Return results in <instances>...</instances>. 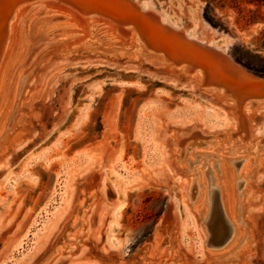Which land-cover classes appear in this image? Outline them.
<instances>
[{
	"label": "rangeland",
	"instance_id": "1",
	"mask_svg": "<svg viewBox=\"0 0 264 264\" xmlns=\"http://www.w3.org/2000/svg\"><path fill=\"white\" fill-rule=\"evenodd\" d=\"M131 1L144 13L155 12L170 29H182L188 40H207L234 65L264 80V7L249 5L245 0ZM22 2L10 22L29 33L42 17L52 19L64 13L83 21L73 11L60 10L58 0ZM99 22L91 28L79 22V32L65 33L67 21L57 19L58 27L32 34L24 60L6 72L0 121L21 72L51 46L61 42H71L68 48L73 45L72 53L50 56L24 104L26 110L33 111L24 119L30 143L0 159V264H33L99 176L106 188L84 235L85 246L71 248L57 264H129L133 252L143 243H154L152 252L156 250L157 240H153L157 234H165L171 215L175 216L174 234L178 233L176 244L187 257L183 264H221L244 245V240L230 243L235 223L242 224V200L257 217L259 241L252 244L255 248L249 264H264V105L258 110L250 104L249 110L255 109L249 113L253 137L236 134L233 116L227 110L236 101L225 90L196 86L186 78L189 73L178 75L176 71L182 67L173 74L163 67L157 69V61L124 55L126 50L136 49L129 46L131 37L117 32L118 41L129 43L107 45L113 42L103 30L111 23ZM138 25L128 24L125 28L138 29ZM169 42L173 49L185 43ZM97 46L123 49L118 53L121 58H107L109 55L102 52L93 56L95 52L87 51ZM143 56L148 58L145 51ZM212 91L224 92L226 102H216ZM252 101L261 103L264 99ZM187 131L195 135L183 136ZM175 135L183 136L176 155L171 139ZM260 154L263 162L258 166ZM251 159L250 169L243 171L244 162ZM222 160L232 176L233 217L226 215L221 200ZM86 178L89 181L82 182ZM249 181L251 187L246 194L245 184ZM200 193H205V198L197 208L194 202ZM216 210L226 230L219 242L213 231ZM208 254L220 256L219 261L209 260ZM168 260V264H175ZM160 262L164 264L162 259L157 264Z\"/></svg>",
	"mask_w": 264,
	"mask_h": 264
},
{
	"label": "bare ground",
	"instance_id": "2",
	"mask_svg": "<svg viewBox=\"0 0 264 264\" xmlns=\"http://www.w3.org/2000/svg\"><path fill=\"white\" fill-rule=\"evenodd\" d=\"M11 1L12 0H0V97L2 96L4 91L6 72L10 68L18 65L20 62L24 60L28 52L33 33L34 34L37 32L46 33L49 32L50 29L56 26L58 27L59 25H55L57 19H61L62 21H67L68 23L67 25L69 27L68 29L64 30L65 33H71L76 31L79 32L76 29L79 27V22L86 24L87 28L89 27L91 28L95 22L100 20L101 22L99 23H102V21L105 23H111V26L103 30L105 31V34L109 35V37L113 42V43H107V45L115 46V45H119V43L121 44L127 42L124 41L123 39L124 37L122 38L123 42L118 41L120 35L119 33L116 34L117 32H122L123 34H127L129 37H131L130 40L127 39L129 40L130 43L129 42L127 43H129V46L131 45L133 47H136V49L133 51L126 50L125 52H123L124 55L126 56L128 55L129 57L140 56L141 59L144 58V60H146L147 62L157 61V63L160 66L157 67L158 66L157 65L156 66L157 69L163 67L164 71L167 70L168 72L173 74L175 69H178V67H182L176 71L178 75H184L185 73H189L188 76L185 75L186 78L188 77L189 79H191L192 83H194L196 86H204V89L205 86L208 87L207 89H209L210 87H218L220 89L225 90L227 94L231 96L233 100L236 101V104H233L231 108L229 109L227 108V110L231 112L230 115L233 116L234 132L239 135L244 134L246 139L253 137L251 133V127H253V120L251 119L252 116L250 114L253 111H255V109L254 110L252 109L253 111L251 112L249 110V107L251 106L250 104H253V107H258L257 109L259 110L260 107L264 105V102L258 103L257 101L255 102L252 101L258 99H264V80L258 79L257 77L248 74L246 71H244V69L240 68L239 66L234 65L223 51L216 50L214 47L208 44L207 40H199L200 38L194 40H188V38H186L185 35L186 33H184L182 29L178 31H174L170 29L162 21H160L159 16L155 12H153L152 10L151 11L148 10L146 13L142 12L140 7H138V5L135 4V2H132L131 0H58L59 1L58 6L60 10L73 11L81 15L83 21L77 15L70 16L68 14L65 15L64 13L60 14L59 17H52V19L44 18L45 20H42L43 18L42 17L41 21L38 22L37 20L38 23H36V25L34 26L33 33H29L28 31L24 30V28L16 25L15 23L10 22L12 16L17 12V8L19 7V4L23 3L22 0H13L12 2ZM21 14L23 15V13ZM137 14H139V18H137ZM90 15H94V16H90ZM69 23H73V24H69ZM162 23L164 24V26L162 25ZM128 24H136V25L139 24L137 26L138 29L133 27L132 29L126 30L125 27ZM172 32L175 33L176 35H171ZM115 34L119 36L115 37L116 36ZM60 39H62V37ZM165 41L168 42L165 43ZM169 41H172L173 44L175 45L179 41H184L185 43L180 45L181 47L177 44L178 46L175 49H173L171 46H169L170 44ZM69 43L71 42H67V43L61 42L60 44L53 45L49 49L40 53L34 59V61L30 65H28L27 68L23 70L19 75L17 79L14 95L12 97L9 108L8 107L6 108V114L4 118L0 121V159L6 157L8 158L9 156H12L15 152L21 150L24 146L30 143V138L28 136V123L26 122L27 120L25 121L24 119H26L25 118L26 115L32 114L33 111L26 110L24 108V106L26 105L24 104L27 101V98L29 96L32 87L36 83L37 78H39L38 76L40 72H42L43 67L46 66V63H48L50 56L52 54H57V53L61 54L65 52L72 53V51H74V49L71 48L73 45L69 46L68 48L67 45H69ZM80 47L78 46V49L81 50ZM87 48L88 47L82 50L84 51ZM101 49L102 48H100V46H97L94 48L93 47L88 48L87 51L95 52L96 55L93 56H97V52H102V55L106 53L109 55V57L107 58H110L111 55L113 56L118 55L119 57L121 55H119L118 53H122L123 51V49L119 50L118 48H113L111 50H108V48L102 50ZM144 51L146 52L148 58H145L143 56ZM135 57H133L132 59H135ZM204 73L206 74L208 73L209 75L206 76ZM210 74L213 77L212 79H209L211 77ZM175 75H173V77ZM191 75L193 76L191 77ZM170 76L172 75L170 74ZM203 92L206 93L205 90ZM214 92L215 91H212L213 95L211 96L215 98L214 100L216 102H222V103L226 102L225 100L226 95H224L225 94L224 92H222L221 94L220 93L218 94L216 92H215L216 94H214ZM30 108L28 106V109ZM263 109L264 106L261 110ZM253 114H255V112ZM237 120L238 122H236ZM8 126L9 129L7 132L6 128ZM194 133L195 132L190 133V131L189 132L187 131L183 136L186 137L187 136L186 134H189V136L191 137L192 135H195ZM183 136H177V137L176 135L174 137L171 136V139H173L172 140L173 152L175 155L179 153V149H177V147L180 146L181 141L183 140V138L181 137ZM256 136L259 137L258 135ZM261 154L258 156L256 162L258 166L261 162H263L261 161L262 158ZM175 157L177 159V156ZM253 161L252 159L246 160V162H244L242 166L243 171L249 170L251 167L250 166L251 162ZM231 177L232 176L228 172V167L226 163L222 160L221 179L223 182L221 187V200L224 211L228 217H233L234 214V201H233V193H232L233 189L231 186L232 184ZM250 177L252 178V174ZM100 179L101 178L99 176L97 180L95 179L96 182L92 180V182L95 183L87 188L89 192L88 193L86 191L83 192L81 196V202H79V204L76 205L70 211V213H68L69 216L67 215L68 218L61 226L59 233H57L54 236L51 244L33 264H57V261L61 257H63L64 254L68 253L67 251L70 250L71 248L76 247L79 250L81 247L83 248V246H85L84 235L89 229L90 220L92 216L95 214L94 211L97 209L98 205L100 204V201L104 196L103 188H106V186L103 187V182L101 183L102 180ZM87 181L89 180L87 179L86 181H82V182H87ZM249 183L250 181L246 182L245 184L246 194H248L250 191L249 189L251 186ZM84 185L86 186V184ZM204 198H205V193L202 194L200 193V196L197 198L196 202H194L195 204L197 203L196 205L197 208H199L198 203L201 204L204 203ZM190 205L191 204H189V206ZM193 206L195 207V205ZM248 207L249 206L247 205V203H245V201L242 200L241 202L242 224L241 226H239L234 222L235 231L233 238L230 242L232 243L231 245H233L238 240L240 241L244 240L243 242L244 245L242 244V247L234 254V257L232 256L233 258L231 259L228 258L229 260L223 262L220 261L221 264H249L250 262L249 261L250 253L252 252L253 248H255L254 246L256 244V241L259 240H257L258 238L256 239L257 222L255 221V219L257 217L255 218V216L252 215ZM193 210L196 211V213H199L197 212V210L195 209ZM205 213L206 210L202 214V216ZM220 216L221 213H219V210H216V219L213 222V231L216 233V236L219 239L217 242L222 241V239L225 238L226 236L225 227L222 223H220V221L222 220ZM174 221H175V216L171 215L168 223L166 224V230H165L166 236L165 234H163V236L157 234L158 235V239H157L156 238L157 235H156L155 239L153 240L154 242L155 240H157L156 250H153V252L155 251L154 253L152 252V247L154 246V243L152 244L149 242H145L142 244V247L140 249L135 250L133 252V255L131 256L129 262L127 263L152 264L150 262L157 261L155 263L157 264L159 263V260L161 261V259L162 262L164 261L163 262L164 264L167 263L166 260L168 259H171L175 264H183V262H186L187 257L185 256V254L181 253L182 249L180 251L178 245L176 244L175 237L178 236L177 235L178 233H176V235L174 234V231L176 230L173 229ZM213 238L215 237L213 236ZM177 240H178V244H180L179 239ZM252 244H254V246H252ZM86 248L90 250V248L88 247ZM86 248L84 247V249ZM170 249H172L173 251L172 253ZM69 253L71 255V252ZM173 253L175 254V257H173L174 256ZM223 256L224 255H222V257ZM218 258H220V256L215 254H211L208 256V259L213 260L214 262L219 261ZM251 258L253 257L251 256ZM208 262L209 261H207V264ZM160 264L162 263L160 262Z\"/></svg>",
	"mask_w": 264,
	"mask_h": 264
},
{
	"label": "trees",
	"instance_id": "3",
	"mask_svg": "<svg viewBox=\"0 0 264 264\" xmlns=\"http://www.w3.org/2000/svg\"><path fill=\"white\" fill-rule=\"evenodd\" d=\"M247 4L252 6L264 7V0H245ZM210 6V4H208Z\"/></svg>",
	"mask_w": 264,
	"mask_h": 264
}]
</instances>
